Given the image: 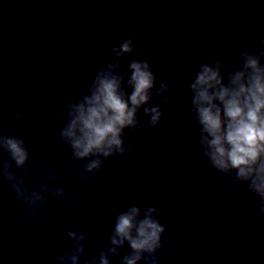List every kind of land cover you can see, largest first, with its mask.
<instances>
[{"label": "water", "instance_id": "obj_1", "mask_svg": "<svg viewBox=\"0 0 264 264\" xmlns=\"http://www.w3.org/2000/svg\"><path fill=\"white\" fill-rule=\"evenodd\" d=\"M260 34L264 0H0V132L22 139L29 153L25 168L2 150L0 160L30 187L43 185L45 198L29 214L0 176V264H71L59 259L75 246L69 232L84 237L78 264H99L102 252L124 264L132 249L111 237L117 215L133 205L140 218L154 208L165 227L162 247L136 264L151 255L157 264H264L258 198L207 163L190 89L199 66L214 59L227 83L238 53L259 51L252 41ZM129 36L133 51L116 72L121 88L131 91L129 63L146 60L155 76L146 106L159 107L161 120L150 126L141 107L138 126L122 134L129 151L77 158L59 137L62 110L90 94L98 71L114 62L109 45ZM161 82L168 87L157 95ZM95 158L100 168L86 172ZM55 187L64 198L52 195Z\"/></svg>", "mask_w": 264, "mask_h": 264}, {"label": "clouds", "instance_id": "obj_2", "mask_svg": "<svg viewBox=\"0 0 264 264\" xmlns=\"http://www.w3.org/2000/svg\"><path fill=\"white\" fill-rule=\"evenodd\" d=\"M252 43L259 51L246 48L238 53L241 63L235 65L228 74L227 83L220 71V61L214 59L209 64H201L195 79L190 84L193 93L191 104L193 119L199 125L198 145L210 166L236 181L246 185L247 191L258 198L257 207L264 215V34L258 35ZM133 39L128 37L109 47L115 52L114 62L108 63L98 71L89 85L88 95L77 102L67 104L62 110L64 126L59 133L62 141L70 144L77 158L108 157L125 154L129 149L124 146L122 134L125 128L138 126L136 112L144 108L150 114L149 124L155 127L161 120V110L149 105L151 89L155 76L146 60L133 59L129 65L128 86L130 93L121 88L122 75H117L119 57L133 51ZM167 84L161 82L160 92L167 90ZM167 99V98H166ZM22 119L19 112L13 114ZM0 150L7 152L17 168H25L28 149L22 139L0 132ZM99 158L85 164L86 172L100 168ZM7 160H0V176L10 182L14 198L24 206V211L35 213L45 198L44 186L32 188L23 177L10 172ZM51 178V174H49ZM52 195L64 198L63 188L55 187ZM155 209L147 208L141 217V210L133 205L116 217L111 243L115 246L128 242L132 253L123 258L124 264H136L141 253L154 254L162 247L161 235L165 231L153 215ZM75 246L67 258L71 264H78L84 248L80 241L83 236L69 232ZM110 251L115 252L113 247ZM146 264H157L154 255L145 257ZM94 264V262H92ZM99 264H109L102 252Z\"/></svg>", "mask_w": 264, "mask_h": 264}]
</instances>
